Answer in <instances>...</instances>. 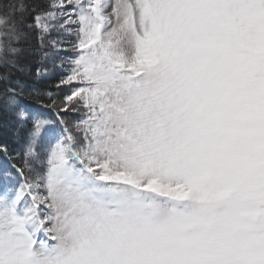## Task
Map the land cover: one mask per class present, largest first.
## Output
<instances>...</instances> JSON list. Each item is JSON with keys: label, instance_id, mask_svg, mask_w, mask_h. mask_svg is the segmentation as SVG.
Listing matches in <instances>:
<instances>
[{"label": "snow or ice", "instance_id": "snow-or-ice-1", "mask_svg": "<svg viewBox=\"0 0 264 264\" xmlns=\"http://www.w3.org/2000/svg\"><path fill=\"white\" fill-rule=\"evenodd\" d=\"M0 69V264H264V0H0Z\"/></svg>", "mask_w": 264, "mask_h": 264}, {"label": "trees", "instance_id": "trees-1", "mask_svg": "<svg viewBox=\"0 0 264 264\" xmlns=\"http://www.w3.org/2000/svg\"><path fill=\"white\" fill-rule=\"evenodd\" d=\"M29 5L31 6L32 4H38L40 6H44L46 4V0H28ZM30 39H29V44L32 49H38V42L36 39V32L32 31L30 34ZM56 36V32L54 31L52 33V37ZM49 37L48 39H50ZM45 50L47 51H53L49 45L46 43V48ZM41 55L39 51L33 53V54H27L26 53V63L29 66V74L26 79L29 80L31 83L33 78L35 77L36 70L38 68L42 67V70H47L46 74L43 75L40 80L38 81V87L40 88H47L52 92H56V83L59 80V74L60 69L54 66L52 61H47L43 63V66H41ZM57 62V60H56ZM0 71H3V69H0ZM53 75H51V74ZM16 75H20V73H16ZM66 90L60 91L59 95L57 96V100L61 99L62 96L64 95V92ZM30 108H35L37 106L35 98L32 100H25L24 101ZM15 117L9 115L8 113H0V143L6 144L9 149L11 150V155L15 156L16 152L20 150V144L16 142L12 135V130L15 127ZM58 126V125H57ZM40 150V149H39ZM16 163L18 165H22V161L20 160H12L9 159L8 157L0 154V166L5 168V171L11 172L12 174L16 175V172L12 168V164Z\"/></svg>", "mask_w": 264, "mask_h": 264}, {"label": "rangeland", "instance_id": "rangeland-1", "mask_svg": "<svg viewBox=\"0 0 264 264\" xmlns=\"http://www.w3.org/2000/svg\"><path fill=\"white\" fill-rule=\"evenodd\" d=\"M56 63H57V64L59 63V60H58V59H57V62H56ZM57 70H58V68H57ZM50 74H51V73H50ZM60 74H61V73H60ZM60 74H59V78H60ZM51 75H53V74H51ZM58 130H59V126H56V128H53V129L50 131L49 135H54L55 132H57ZM46 147H47V141H46L45 144L40 148L41 155H43V153H44ZM5 173H7V172L5 171V168L0 166V184H2V183L4 182V180H5V175H4ZM12 176L15 177L16 181H19L20 177H19L18 175H14V174H12ZM8 179L11 180L10 177H9ZM9 186H12L11 183H9Z\"/></svg>", "mask_w": 264, "mask_h": 264}]
</instances>
